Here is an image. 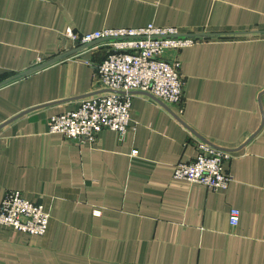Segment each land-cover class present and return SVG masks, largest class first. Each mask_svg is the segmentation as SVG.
Here are the masks:
<instances>
[{
  "label": "crops",
  "instance_id": "crops-1",
  "mask_svg": "<svg viewBox=\"0 0 264 264\" xmlns=\"http://www.w3.org/2000/svg\"><path fill=\"white\" fill-rule=\"evenodd\" d=\"M151 23L200 39L179 52L182 103L137 93L124 135L50 132V117L105 91L96 76L109 47L65 31ZM10 79L0 203L19 190L51 223L44 235L0 225V264H264V0H0V83ZM194 135L233 152L227 188L173 177L197 156Z\"/></svg>",
  "mask_w": 264,
  "mask_h": 264
},
{
  "label": "built area",
  "instance_id": "built-area-1",
  "mask_svg": "<svg viewBox=\"0 0 264 264\" xmlns=\"http://www.w3.org/2000/svg\"><path fill=\"white\" fill-rule=\"evenodd\" d=\"M64 36L75 43L91 47L101 41L109 47L97 66V89L105 90L84 97L79 106L49 119V130L79 141H93L104 129L124 135L131 123V110L137 93L153 101L181 104L185 82L181 75L179 52L200 39L177 27L149 24L145 27L104 28L80 34L68 28ZM197 149L195 159L179 162L173 177L201 183L214 190L225 189L232 181L225 162L234 158L230 149L212 141L193 136ZM241 212L231 208L229 221L236 227ZM50 213L22 195L9 190L0 203V225L36 235L48 232Z\"/></svg>",
  "mask_w": 264,
  "mask_h": 264
},
{
  "label": "water",
  "instance_id": "water-1",
  "mask_svg": "<svg viewBox=\"0 0 264 264\" xmlns=\"http://www.w3.org/2000/svg\"><path fill=\"white\" fill-rule=\"evenodd\" d=\"M84 47H86V46H84ZM84 47H83V48H84ZM83 48H82V49H83ZM80 50H81V49H80ZM77 51H79V50H77ZM61 58H62L61 56H59V57H55V58H53V59H51V60H49V61H47V62H45V63H43V64H41V65L34 66V67H32L31 69H28L27 71H24V72H22V73H19L18 75H16V77H14V79H16V78H20V77H23V76H26V75H28V74H30V73H32V72H35V71H37V70H39V69H42V68H44V67H46V66H48V65H51V64L55 63L56 61L60 60ZM14 79L5 80V81H3V82L0 83V86L7 84L8 82H10V81H12V80H14Z\"/></svg>",
  "mask_w": 264,
  "mask_h": 264
}]
</instances>
